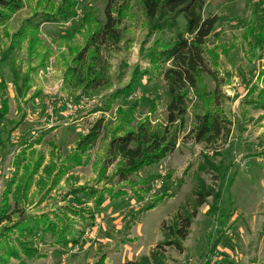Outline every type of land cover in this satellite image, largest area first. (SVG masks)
<instances>
[{"label": "rangeland", "instance_id": "rangeland-1", "mask_svg": "<svg viewBox=\"0 0 264 264\" xmlns=\"http://www.w3.org/2000/svg\"><path fill=\"white\" fill-rule=\"evenodd\" d=\"M23 1L20 11L0 24V55L8 47L10 36L21 25L27 27L37 23L41 41L39 61L43 58L45 65L30 75L27 100L19 101L9 85L10 62L15 60L22 70H26V43L0 63V81L6 82L9 94V112L0 127V206L6 183H12L13 191L19 184L22 166L32 164V160L40 155L44 156L43 165L56 156L64 158L74 149L78 136L86 134L101 121L102 129L96 144L81 159L82 163L86 158L87 161L81 165L66 163L65 172L53 187L49 186V179L41 188L32 184L28 201L20 205L23 217L48 214L55 222V215L61 214V220L70 230L67 240L77 238V242L91 221L100 217L106 219L108 233L115 235L109 242L110 250L106 251L115 253L106 264L141 257H145L148 264H264L261 239L264 110L256 103L261 96L264 100L260 93L264 92V42L262 49L255 47L252 35L264 16V0H204L203 17L217 18L206 45L207 53L216 63L217 81L205 76V83L210 91L216 86L219 88L218 109L228 122V134L209 146L184 137L193 125L192 114L199 112L195 93L189 90L185 127L174 152L159 164L144 167L123 181L114 174L116 161L110 163L106 154L112 131L121 124L124 115L118 110H131L132 124L144 119L152 123L165 121L168 97L158 68L148 62L146 54L158 44L169 41L171 33L151 31L139 1L128 0L129 9L122 21L124 42L121 49L111 52L108 58L111 87L99 92L83 89L70 92L62 83L70 61L69 46L82 47L96 24L104 21L106 0ZM178 22L182 30L183 18L180 17ZM37 63V58L31 62L32 66ZM136 68L141 76L134 88L114 98L116 90L125 88L132 81ZM46 104L52 107L51 113ZM67 104L76 106V111L71 112ZM106 106L108 111H101ZM9 130V140H6ZM17 162L19 165L16 166ZM59 163L57 160L56 164ZM102 164L107 167L99 177ZM40 172L41 168L34 175V181ZM159 181L163 184L158 185ZM81 186L120 194L112 199L114 203L110 200L106 207H97L93 197L85 194L87 190L84 194H73ZM204 190H212L213 196L196 207V193ZM164 191L174 195L165 196L154 207L144 209ZM105 196L108 200V195ZM8 198L11 204V195ZM194 210L188 235L181 241L182 250H177L174 245L157 248L159 243L173 239L167 233L177 217ZM88 212L95 216L90 218ZM112 217L117 219V225ZM17 218L13 215L10 221L0 223V258L6 256L9 248L15 247L18 252L17 257L8 258V264H96L105 257L106 253L82 251L84 242L78 247L77 242L64 246L57 235L51 233H40L31 238L27 233L25 238L21 237L30 248L37 250L32 257L25 256L18 245L19 232L13 227ZM123 244L126 245L122 247ZM73 249L74 253L70 252Z\"/></svg>", "mask_w": 264, "mask_h": 264}, {"label": "trees", "instance_id": "trees-1", "mask_svg": "<svg viewBox=\"0 0 264 264\" xmlns=\"http://www.w3.org/2000/svg\"><path fill=\"white\" fill-rule=\"evenodd\" d=\"M142 14L150 23V30L154 32L167 31L171 33V39L160 43L148 52V62L158 68L159 77L162 79L165 87L168 102L165 107L166 117L164 122L152 123L149 119L132 124V112L126 110L119 113L121 124L113 129L109 139L106 154L107 160L112 163L116 161V172L114 173L121 181L129 179L133 174H137L144 167H152L159 164L176 149L179 135L185 127L186 116L188 114V92L195 93L199 102V112H194L193 125L184 136L192 139L196 144L213 145L220 138L226 136L229 132L227 121L223 118L218 109L219 88L210 91L205 83V76H209L213 81H217L216 63L207 53L206 45L208 37L213 33L217 23L216 16L203 17L204 0H138ZM23 0H0V24L10 19L11 15L20 11L23 7ZM128 0H106L104 7V21L96 24V27L86 38L82 47L74 48L69 46L70 61L63 73L62 83L65 90L74 92L78 89L90 92H99L112 85L110 74L109 56L113 51L121 49V43L124 42L125 33L123 26V17L129 9ZM184 20L183 29H179L178 19ZM38 24L21 25L14 34L10 36L8 47L0 55V63L8 59V56L16 48L25 42L27 67L22 70V66L17 65L15 60L10 62L11 83L15 90L17 100H27L26 96L30 90V75L38 68H42L44 59L40 61L38 47L41 45L38 35ZM7 35V34H6ZM257 48H263L264 42V16L258 25V30L253 32ZM9 36V35H8ZM37 58L38 63L32 66L31 62ZM252 69H250L251 71ZM140 72L137 68L132 75V81L124 88L116 90L113 93L114 98L121 94L129 93L134 88L133 85L140 79ZM5 82L0 81V127L3 125L5 116L8 113V97H6ZM128 89V90H127ZM264 95V92H260ZM226 97V96H225ZM262 97V96H261ZM257 100V106L264 110V100ZM228 98V97H227ZM108 111V108L101 110ZM119 116V115H118ZM23 117V116H22ZM102 129L101 121L94 124L90 130L79 135L74 149L64 158L56 156L51 161L43 165L44 156H37L31 163L25 164L22 169L20 182L15 190H11V182L6 183V190L3 191L2 204L0 206V223L10 221L13 215H16L18 222L14 224L19 232L18 245L20 251L25 255L32 257L37 252L30 248L29 243L22 241L21 237L29 234V237H37L40 233L56 234L60 244L68 246L76 243V239L67 240V233L70 232L69 226L62 221L63 215H55V222L47 215L23 217V209L20 205L28 201V190L32 184L39 188L47 185L50 180V187L59 182L64 171V165L74 163L81 165L82 157L89 154V151L96 144L100 131ZM2 130H0L1 134ZM11 130L7 131L6 140H9ZM1 141V140H0ZM32 156H34L32 152ZM55 159V160H53ZM60 161L56 164V161ZM19 165V162L15 164ZM106 165L102 164L98 171L100 177L106 171ZM41 168L38 179L34 181V175H37ZM201 169V167H200ZM34 181V182H32ZM87 192L85 193V191ZM15 192V194H14ZM85 193L94 199V205L99 207L105 203L106 196L110 200L118 198V192L112 194L111 190H96L81 186L73 191L74 195ZM11 195L12 203H8V196ZM122 195V194H121ZM173 192H162L156 196L154 203L144 207L148 209L154 207L165 196H173ZM213 196L212 190L198 191L196 193V207L205 203L206 199ZM218 197V196H217ZM76 199L77 196H76ZM195 210L183 217L178 218L174 226L170 227L167 236H173V239L165 240L156 247L164 245H174L177 250H182L181 241L187 235L191 225ZM90 218L94 215L88 212ZM31 218L29 221L28 219ZM85 219V218H84ZM92 222V221H91ZM33 223L32 226H30ZM92 225L91 223H89ZM261 239L264 246V221L261 230ZM19 251V252H20ZM5 257L0 258V264H8V258L17 257L18 252L15 247L9 248L5 252ZM142 258V259H141ZM139 260H125L119 264H148L145 257ZM104 258L101 257L96 264H103Z\"/></svg>", "mask_w": 264, "mask_h": 264}, {"label": "crops", "instance_id": "crops-1", "mask_svg": "<svg viewBox=\"0 0 264 264\" xmlns=\"http://www.w3.org/2000/svg\"><path fill=\"white\" fill-rule=\"evenodd\" d=\"M2 80V79H1ZM4 81V80H2ZM6 84V82H5ZM9 85H11V87H13L12 83H11V80L9 82ZM14 89V87H13ZM1 89H0V98H1ZM4 92H6V97H8V106H9V94H8V89H7V86H5V89H4ZM13 93L15 95V90H13ZM15 98H16V95H15ZM27 99V98H26ZM21 101V100H19ZM8 112H9V109H8ZM8 114V113H7ZM7 116V115H6ZM5 116V117H6ZM16 135H18V133H15ZM114 200H112L113 202ZM123 201V200H122ZM110 199L106 200L104 204H102L101 206L104 208L106 207L109 203H110ZM115 202V201H114ZM113 202V203H114ZM108 203V204H107ZM110 209L113 210L114 208L112 206H110ZM109 212V209L106 210V214H108ZM97 215V214H96ZM95 216V214H94ZM103 216V214L101 215ZM114 216V214L112 215ZM115 218V217H114ZM114 218L112 217L111 220L115 221L117 219L114 220ZM93 222V223H92ZM91 224L88 228H93L95 231H96V237L95 239H92L89 241L88 238H85V237H82L81 240L79 242H77V247L81 245L82 242H84L83 246H82V251H90L89 253L91 254L93 252V254H97V253H106L105 254V257H104V263L103 264H106L108 261H110L111 257L114 255L115 252H106L107 250H110L108 247L109 246V242L113 239H115V235L113 233H108L107 231V226L105 224H107V221L106 219H94V221H92ZM106 222V223H105ZM115 225H117V222L115 223ZM114 235V236H113ZM126 244H123V246H125ZM117 253V252H116ZM126 260H131V259H126ZM123 262V261H122ZM121 263V262H119ZM118 263V264H119ZM114 264V263H113ZM117 264V263H115Z\"/></svg>", "mask_w": 264, "mask_h": 264}, {"label": "built area", "instance_id": "built-area-1", "mask_svg": "<svg viewBox=\"0 0 264 264\" xmlns=\"http://www.w3.org/2000/svg\"><path fill=\"white\" fill-rule=\"evenodd\" d=\"M47 105V109H48V112L51 113V110H52V107H50V104H46ZM67 108L72 112L76 111L77 107L74 106V105H70V104H67ZM163 182L162 181H159L158 182V185H162ZM230 234V233H229ZM85 238H88L89 241L92 240V239H95L96 237V231L93 229V228H87V230L85 231L84 233V236ZM75 249L71 250L70 252L74 253Z\"/></svg>", "mask_w": 264, "mask_h": 264}]
</instances>
